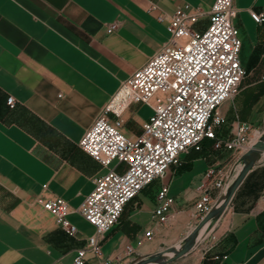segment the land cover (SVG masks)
I'll return each instance as SVG.
<instances>
[{
  "label": "crops",
  "instance_id": "crops-1",
  "mask_svg": "<svg viewBox=\"0 0 264 264\" xmlns=\"http://www.w3.org/2000/svg\"><path fill=\"white\" fill-rule=\"evenodd\" d=\"M151 1L0 0V264H70L94 233L79 209L94 189V180L107 169L81 149L80 142L121 83L170 39L167 25L157 20L158 11L150 10ZM214 2L158 4L172 14L185 4L208 12ZM234 6L241 62L251 84L234 103L233 113L241 122L260 125L264 26L252 19L251 12H263L264 0H234ZM112 25L116 29L109 32ZM207 25L204 16L198 28ZM10 96L17 101L14 109L7 105ZM228 110L224 108L223 114ZM152 114L148 105H131L122 116L124 133L131 138L140 135ZM205 142L204 151H192L177 173L172 170L173 176L192 174V178L175 191L169 183L177 200L170 221L160 224L153 218L156 194L168 184L166 175L160 185L155 182L125 208L119 225L103 243L106 258L124 259L130 246L136 253L125 260L129 263L155 254L163 245L183 244L189 231L197 230V189L207 169L228 158L227 153L212 150V141ZM263 191L264 167L255 165L229 211L222 218L219 212L198 234L210 235L202 243L190 240L193 248L185 255V264H264ZM141 196L153 203L146 210L148 219L143 217ZM55 198L69 204L76 237L44 209L41 200ZM148 230L153 231L151 239L145 237Z\"/></svg>",
  "mask_w": 264,
  "mask_h": 264
},
{
  "label": "built area",
  "instance_id": "built-area-1",
  "mask_svg": "<svg viewBox=\"0 0 264 264\" xmlns=\"http://www.w3.org/2000/svg\"><path fill=\"white\" fill-rule=\"evenodd\" d=\"M159 1H151L150 10L158 11L157 20L167 25L170 39L121 83L80 142L81 149L107 172L94 180V189L79 209L95 230L70 264H129L125 260L135 255L133 247H127L125 258L119 260L106 258L102 249L125 208L148 187L162 181L168 170L175 173L186 155L201 152L202 144L209 140L213 151L227 153L228 158L210 166L197 189L194 206L200 223L224 206L247 153L264 143V121L260 125L235 121L230 133L223 131L229 123L220 109L240 94L248 76L241 62L242 40L234 24L238 13L234 0H215L208 12L185 4L172 14H167ZM204 16L208 25L200 29ZM251 17L264 26V11L251 12ZM115 29L112 25L109 32ZM133 104L148 105L153 114L143 124L142 133L131 138L123 131L122 116ZM7 105L14 109L16 99L8 97ZM253 157L255 165L264 167V148ZM41 203L59 227L76 237L78 229L69 219L72 211L67 201L55 198ZM176 204L170 185L162 184L156 194L154 221L167 224ZM145 237L153 238V231H146Z\"/></svg>",
  "mask_w": 264,
  "mask_h": 264
},
{
  "label": "rangeland",
  "instance_id": "rangeland-1",
  "mask_svg": "<svg viewBox=\"0 0 264 264\" xmlns=\"http://www.w3.org/2000/svg\"><path fill=\"white\" fill-rule=\"evenodd\" d=\"M250 84H251V82H250V78H249V74H248V76L244 79V81L242 83L241 93L238 96H236L233 100L225 103L224 106L221 107V109H220V114H222V115H224L226 117L229 116V125L225 128V132L226 133H230V131L232 129V124H233L234 121L242 120L241 117H239V115H235L233 113V105H234V103H236V101H238V99L241 98V96H243V91L245 89H247L250 86ZM224 108H229L228 115L227 114H223ZM262 123L263 122H261V124ZM253 125H255V124H253ZM182 166L179 167L175 172L177 173L178 170L182 168ZM173 175H174V173H173V171L171 169L167 171L168 178L166 180V183L169 184L171 182V185H172V188H173L174 191L177 189V186L181 188V186L189 184V182L191 181V178H192V174H185L182 177H178V176L176 177V176H173ZM171 178H172V180H171ZM157 184L160 185L161 181H158ZM141 199H142L143 217L145 219H148V218H150V215H149V213L146 210L150 209L153 206V203H152L151 199L149 197H147V196H141ZM194 205H195V201H194ZM231 207H232V201L230 203H226L220 209L219 218H222V216L225 213H227ZM189 232L190 233L185 236L183 244H180V243L176 242L174 244L172 243L170 246H164L163 245L158 251H156L155 254L151 255V256H154V255H158V254L162 253V258L160 260L161 262L159 261L157 264H185L186 263L185 261H186L187 257L183 256V257H181L179 259L170 260L171 257H173L175 254H173L170 258H166L165 254H169L170 252L165 253V251L168 248H172V247L173 248H177V250H180V249H182L185 246V242L190 241L191 239H198L197 241L198 242L200 241V243H202L205 240V235L201 236L202 234H200V236H198L199 231L196 230V227H194L193 230H190ZM206 236H207V234H206ZM151 256L144 257V258H141V259L139 257H137L134 260H131L129 262V264H141V262L144 259L149 258Z\"/></svg>",
  "mask_w": 264,
  "mask_h": 264
},
{
  "label": "water",
  "instance_id": "water-1",
  "mask_svg": "<svg viewBox=\"0 0 264 264\" xmlns=\"http://www.w3.org/2000/svg\"><path fill=\"white\" fill-rule=\"evenodd\" d=\"M264 148V143H258L250 152L247 153L246 157L244 158L245 165L243 169L241 170L240 174L236 178V180L233 182L231 187L229 188L227 192V199L226 203H230L232 199L234 198V195L236 194L237 190L245 180L248 173L254 168L255 165V159L254 155L258 154L260 152V149ZM224 204V205H225ZM220 212V209L215 210L208 215H206L202 221L197 226V231L202 230L207 224H209ZM193 248L192 241L188 242L182 249L177 250L176 248H168L165 253L173 252L175 255L171 257L170 260L179 259L185 255H187ZM162 258V253L158 255L151 256L149 258L144 259L141 264H149L150 262H156L160 261Z\"/></svg>",
  "mask_w": 264,
  "mask_h": 264
},
{
  "label": "bare ground",
  "instance_id": "bare-ground-1",
  "mask_svg": "<svg viewBox=\"0 0 264 264\" xmlns=\"http://www.w3.org/2000/svg\"><path fill=\"white\" fill-rule=\"evenodd\" d=\"M224 200V199H223ZM177 249V248H176ZM174 253L173 252H170L169 254H165V257L166 258H170ZM159 261H156V262H150L149 264H157ZM161 262V261H160Z\"/></svg>",
  "mask_w": 264,
  "mask_h": 264
},
{
  "label": "trees",
  "instance_id": "trees-1",
  "mask_svg": "<svg viewBox=\"0 0 264 264\" xmlns=\"http://www.w3.org/2000/svg\"><path fill=\"white\" fill-rule=\"evenodd\" d=\"M206 145H207V143H206V142H204V143L202 144V147H203V150H202V151H204V150H205V148H206Z\"/></svg>",
  "mask_w": 264,
  "mask_h": 264
}]
</instances>
